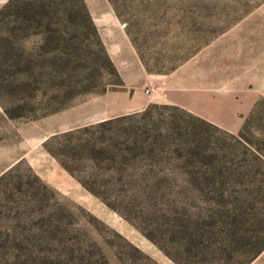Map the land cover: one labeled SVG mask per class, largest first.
<instances>
[{
    "label": "rangeland",
    "instance_id": "rangeland-1",
    "mask_svg": "<svg viewBox=\"0 0 264 264\" xmlns=\"http://www.w3.org/2000/svg\"><path fill=\"white\" fill-rule=\"evenodd\" d=\"M76 2L0 0V264H264V0Z\"/></svg>",
    "mask_w": 264,
    "mask_h": 264
},
{
    "label": "crops",
    "instance_id": "crops-1",
    "mask_svg": "<svg viewBox=\"0 0 264 264\" xmlns=\"http://www.w3.org/2000/svg\"><path fill=\"white\" fill-rule=\"evenodd\" d=\"M89 13L91 14L96 24H98L99 28L106 22L104 18L100 17V15L95 12V10L93 11L91 8H89ZM109 18L114 23V27L112 26L103 28V31L100 30V34L102 39L104 40V43L106 44L107 51L111 60L116 65L118 73L122 77V89L110 92L105 97V100H107L111 105L106 109L104 108L103 110H101L100 115L102 118L142 111L146 109L152 102V100L148 98L146 94H144L145 92H143V87L147 82H144V80L141 81L139 80V78H136L137 81L132 83L128 81V78L123 77V71L121 70L120 62H118L117 60L118 47H124L126 49L128 55L130 56L129 61H133L135 64L136 72L140 71L142 73L141 68L137 69L140 62L124 29H119L117 27V21H113L110 16L106 17L107 20H109Z\"/></svg>",
    "mask_w": 264,
    "mask_h": 264
},
{
    "label": "trees",
    "instance_id": "trees-1",
    "mask_svg": "<svg viewBox=\"0 0 264 264\" xmlns=\"http://www.w3.org/2000/svg\"><path fill=\"white\" fill-rule=\"evenodd\" d=\"M77 2V5H78V10H79V12H81V13H83V17L85 16V17H87L88 16V11H87V8H86V6H85V4H84V2H83V0H76ZM46 4V2L45 1H43L41 4H40V6H44ZM36 5V2H32L31 3V8H30V12L31 13H29V16L30 15H32L33 14V17L32 18H34V17H36V15H38V14H40V12L41 11H39L36 7H34ZM29 16L27 17V15H26V17L29 19Z\"/></svg>",
    "mask_w": 264,
    "mask_h": 264
},
{
    "label": "built area",
    "instance_id": "built-area-1",
    "mask_svg": "<svg viewBox=\"0 0 264 264\" xmlns=\"http://www.w3.org/2000/svg\"><path fill=\"white\" fill-rule=\"evenodd\" d=\"M145 92L147 93L148 92V89H146Z\"/></svg>",
    "mask_w": 264,
    "mask_h": 264
}]
</instances>
